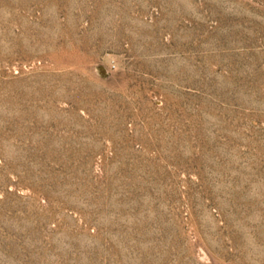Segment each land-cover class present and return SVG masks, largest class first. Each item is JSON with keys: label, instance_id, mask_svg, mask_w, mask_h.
I'll return each instance as SVG.
<instances>
[{"label": "rangeland", "instance_id": "obj_1", "mask_svg": "<svg viewBox=\"0 0 264 264\" xmlns=\"http://www.w3.org/2000/svg\"><path fill=\"white\" fill-rule=\"evenodd\" d=\"M0 264H264V0H0Z\"/></svg>", "mask_w": 264, "mask_h": 264}]
</instances>
